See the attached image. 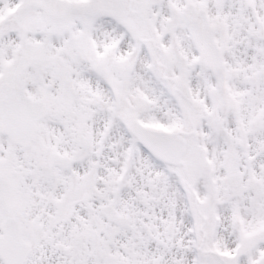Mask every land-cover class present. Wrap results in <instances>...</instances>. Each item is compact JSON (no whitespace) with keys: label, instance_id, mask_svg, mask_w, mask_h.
Returning a JSON list of instances; mask_svg holds the SVG:
<instances>
[{"label":"snow or ice","instance_id":"1","mask_svg":"<svg viewBox=\"0 0 264 264\" xmlns=\"http://www.w3.org/2000/svg\"><path fill=\"white\" fill-rule=\"evenodd\" d=\"M0 264H264V0H0Z\"/></svg>","mask_w":264,"mask_h":264}]
</instances>
